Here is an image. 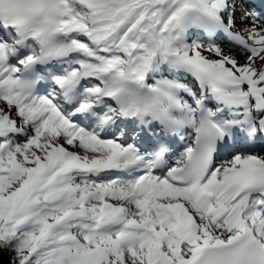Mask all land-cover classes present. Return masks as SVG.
Wrapping results in <instances>:
<instances>
[{
  "label": "snow or ice",
  "instance_id": "1",
  "mask_svg": "<svg viewBox=\"0 0 264 264\" xmlns=\"http://www.w3.org/2000/svg\"><path fill=\"white\" fill-rule=\"evenodd\" d=\"M0 264H264V0H0Z\"/></svg>",
  "mask_w": 264,
  "mask_h": 264
},
{
  "label": "rangeland",
  "instance_id": "2",
  "mask_svg": "<svg viewBox=\"0 0 264 264\" xmlns=\"http://www.w3.org/2000/svg\"><path fill=\"white\" fill-rule=\"evenodd\" d=\"M227 50V49H226Z\"/></svg>",
  "mask_w": 264,
  "mask_h": 264
}]
</instances>
